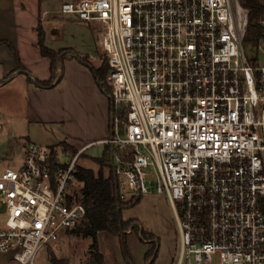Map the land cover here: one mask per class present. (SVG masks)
<instances>
[{
	"label": "built area",
	"instance_id": "built-area-1",
	"mask_svg": "<svg viewBox=\"0 0 264 264\" xmlns=\"http://www.w3.org/2000/svg\"><path fill=\"white\" fill-rule=\"evenodd\" d=\"M60 12L103 29L113 109L96 143L110 147L118 195H166L178 264H264V0L252 48L238 0H62ZM83 151L63 161L30 143L0 171V252L17 264H38L84 219Z\"/></svg>",
	"mask_w": 264,
	"mask_h": 264
},
{
	"label": "rangeland",
	"instance_id": "rangeland-1",
	"mask_svg": "<svg viewBox=\"0 0 264 264\" xmlns=\"http://www.w3.org/2000/svg\"><path fill=\"white\" fill-rule=\"evenodd\" d=\"M61 2L62 0H41L40 3L38 2V16L42 15L43 19H48L58 15ZM33 5H36L33 0L31 4H26L27 10H36ZM62 25L63 34L60 42H56L55 46L67 49L68 58H72L73 51L90 53L89 55L94 58L90 59L93 65L99 66L102 61V51L99 46L103 36L102 27L96 23L77 19L70 22L63 20ZM69 47L73 50H69ZM22 84L20 77L16 79L9 77L4 80L0 76V171L5 168L17 169L30 143L45 148H58L63 161H68L74 155L65 152L61 145L64 140L62 125L32 123L27 119V103ZM105 146L100 143L88 145L79 155L77 166L92 169L96 173L98 165L93 158H100ZM104 174L108 175L107 169L104 170ZM81 187V183H76L73 187V192L79 197ZM3 216L4 208L1 207L0 227L4 225ZM122 216L124 220L137 219L140 229L151 233L158 241V253L154 264H176L180 248L179 231L171 205L164 193L158 194L150 190L142 195L134 207L122 211ZM127 234V244L134 263L144 264V253L149 244L140 243L133 232L128 231ZM91 243V238L81 233L61 234L60 239L55 243L41 247L34 261L38 264H90L93 252ZM98 244L104 255L105 264H125L120 254L117 237L99 233ZM213 264H218L216 258Z\"/></svg>",
	"mask_w": 264,
	"mask_h": 264
},
{
	"label": "crops",
	"instance_id": "crops-1",
	"mask_svg": "<svg viewBox=\"0 0 264 264\" xmlns=\"http://www.w3.org/2000/svg\"><path fill=\"white\" fill-rule=\"evenodd\" d=\"M33 1L36 2V5H33L36 10L28 11L26 4H31L32 0H0V40H5L13 46L25 69L24 72L14 71L16 66L14 56L5 44H1L0 76L4 80L9 77L22 78L27 119L32 123L62 125L63 142L78 152L109 135L111 125L109 98L99 90L89 69L72 56L64 59L63 79L56 87L38 88L27 81V76L39 81H46L50 77L49 60L41 56L36 47L35 29L40 2ZM57 14L59 16L53 15L48 19H43L41 15L45 43L52 50L63 49L55 46L63 34L62 21L80 20L75 15L62 14L60 8ZM72 53L87 58L90 54L77 51ZM91 60L88 59L93 64ZM14 262L10 253L0 252V264Z\"/></svg>",
	"mask_w": 264,
	"mask_h": 264
},
{
	"label": "trees",
	"instance_id": "trees-1",
	"mask_svg": "<svg viewBox=\"0 0 264 264\" xmlns=\"http://www.w3.org/2000/svg\"><path fill=\"white\" fill-rule=\"evenodd\" d=\"M38 1L40 2L41 0ZM238 1L248 11V25L243 42L247 47L252 48L257 44L263 31L260 22L263 14V0ZM35 30L37 33L36 47L41 56L49 60L50 77L46 81H39L32 80L27 76V81L38 88L50 89L59 85L63 79V61L69 56L66 54L68 50H52L46 45L41 15L37 18ZM1 44H5L14 56L16 64L14 71L24 72L25 69L13 46L5 40H0ZM74 54L72 53L71 56L89 69L99 90L109 98V89L106 83L109 67L106 59H102L100 65L95 67L88 61L87 57H79L77 54L74 56ZM109 105L111 118L113 108L110 99ZM118 117L124 118V113L119 112ZM110 130L111 125L109 126V133ZM61 145L65 152L77 153V150L67 143L62 142ZM109 148L106 145L103 155L100 158H93V161L98 165L96 173L89 168L78 167L77 169V180L82 183L80 201L85 207V217L69 233H81L91 238L93 252L90 264H105L104 255L100 251L98 244L99 233L117 237L122 260L125 264H135L127 244V232H133L140 243L149 244L147 251L144 253V264H154L158 253V241L151 233L140 229L137 219L124 220L122 216V211L134 207L140 201L142 195H133L128 199H123L118 195V198H116L117 184L111 169ZM105 169L108 171L107 176L104 174Z\"/></svg>",
	"mask_w": 264,
	"mask_h": 264
},
{
	"label": "water",
	"instance_id": "water-1",
	"mask_svg": "<svg viewBox=\"0 0 264 264\" xmlns=\"http://www.w3.org/2000/svg\"><path fill=\"white\" fill-rule=\"evenodd\" d=\"M116 198H118V192L116 191Z\"/></svg>",
	"mask_w": 264,
	"mask_h": 264
}]
</instances>
